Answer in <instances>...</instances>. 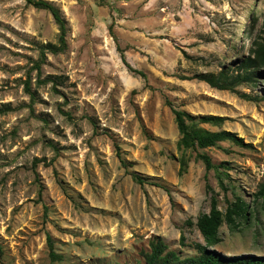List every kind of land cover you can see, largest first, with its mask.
I'll use <instances>...</instances> for the list:
<instances>
[{
	"label": "rangeland",
	"instance_id": "rangeland-1",
	"mask_svg": "<svg viewBox=\"0 0 264 264\" xmlns=\"http://www.w3.org/2000/svg\"><path fill=\"white\" fill-rule=\"evenodd\" d=\"M46 1L66 22L62 52L41 53L58 43L49 11L0 0V264H135L153 236L195 255L206 183L222 211L236 195L253 210L238 229L222 224L211 248L264 255V199L253 201L264 178V79L231 92L194 77L236 70L263 34L264 0ZM172 108L223 116L201 126L249 146L182 150ZM197 153L225 164L226 190Z\"/></svg>",
	"mask_w": 264,
	"mask_h": 264
},
{
	"label": "trees",
	"instance_id": "trees-1",
	"mask_svg": "<svg viewBox=\"0 0 264 264\" xmlns=\"http://www.w3.org/2000/svg\"><path fill=\"white\" fill-rule=\"evenodd\" d=\"M25 2L34 8L49 11L59 28L58 43L48 42L43 44L41 47V53L43 54L44 50L51 53L62 52L66 47V22L61 16L59 9L46 0H25ZM262 24L264 26V20ZM262 33V36L254 41L253 47L250 49V53L240 60L234 72H229L228 69L222 65L218 72L200 73L194 75V77L207 83L212 88L231 92H235L236 87L241 84L255 86L260 79H264V73L262 71L264 69V29ZM36 66L38 67L39 65L37 64ZM127 66L131 69L129 65ZM131 70L143 75V73L139 70ZM25 90L30 93L27 80H25ZM243 96L249 99L253 98L246 94H243ZM172 112L174 114L177 130L180 133V137L177 141V147L182 150H196L198 148L203 149L212 147L224 140H230L241 146H249L248 143L244 142L242 137H238L234 132L225 129L210 130L201 126V124L221 126L226 119L223 116L211 114L192 115L186 111L176 108H172ZM116 148V154L119 156L121 164L125 167L126 163L120 157L118 147ZM196 158L202 161L205 171L213 170L220 188L222 190H226V186L223 181V177H228V173L224 170L227 169L225 164L213 163L210 156L206 153H197ZM178 162V174L181 175L187 168V161L184 155L180 156ZM131 176L133 180L139 184H143L149 180L138 173H132ZM152 184L160 186L157 183ZM205 188L207 195H209V209L208 211L200 212L196 216V220L194 222L196 228L205 241L204 244H194L198 253L195 255L180 256L177 251L169 249L168 245L160 236H153L148 241V250L140 251L142 260L140 259L136 261L135 264H264V255L254 253L228 255L215 248H211L213 244L220 240L218 233L222 224H226L229 230L238 229L242 222L249 221L253 214V210L248 202H246L242 197L236 195L232 201H228L225 210L222 211L218 207V199L214 190L208 183L205 184ZM40 196L41 189L39 188V199ZM259 198L264 199V178L259 183L257 191L254 193L253 201H257ZM261 206L264 208V200ZM46 210L47 208L44 206V212H46ZM189 224H192V222L189 221ZM46 240L49 246V255L51 259H59L60 256L55 253L53 240L49 234L46 235ZM182 241L183 236L181 235L180 242ZM0 254H2L1 246ZM115 264L123 263L116 262Z\"/></svg>",
	"mask_w": 264,
	"mask_h": 264
}]
</instances>
